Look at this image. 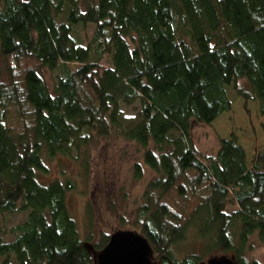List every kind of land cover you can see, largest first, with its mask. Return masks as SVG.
<instances>
[{
	"label": "trees",
	"instance_id": "trees-1",
	"mask_svg": "<svg viewBox=\"0 0 264 264\" xmlns=\"http://www.w3.org/2000/svg\"><path fill=\"white\" fill-rule=\"evenodd\" d=\"M0 63V217L26 215L11 241L0 236V264H95L122 230L145 239L153 264L204 262L180 257L192 234L233 264H258L247 254L252 239L264 248V151L249 160L230 136L201 154L191 132L236 99L259 102L264 119V0H0ZM118 142L137 157L136 182L152 175L133 208L101 178L78 240L74 182L43 180L68 160L87 183L93 153ZM101 211L117 224L95 237Z\"/></svg>",
	"mask_w": 264,
	"mask_h": 264
},
{
	"label": "rangeland",
	"instance_id": "rangeland-1",
	"mask_svg": "<svg viewBox=\"0 0 264 264\" xmlns=\"http://www.w3.org/2000/svg\"><path fill=\"white\" fill-rule=\"evenodd\" d=\"M92 34V28L79 32V36L83 41L90 38ZM103 65H106V61L103 62ZM44 77L48 83H51L55 75L45 74ZM125 113L130 115L132 111L130 109L125 110ZM230 136L237 138L239 145L243 148L249 160L253 147L259 152L264 151V119L260 113L259 102L253 101L245 104L243 100L236 99L232 103L230 112L221 115L210 125H194L191 132L192 143L196 150L201 154L207 155L216 152L219 140L227 139ZM106 144L104 143L103 147H99L92 155V173L87 183L81 174H78V166L74 162H72L73 164L69 163L68 160L55 161L49 166L48 176L43 180L50 182L53 178H57L61 182L66 180L74 182V188L66 193V208L68 215L76 224V237L81 241H85L89 234L86 204L90 202L92 188H94L95 184L101 182V178H111L116 181V185L122 186L121 188H124L128 196L126 204L129 208H133L136 201L140 200L144 186L152 175L147 170H144L145 174H143L142 181L136 182L133 178L131 167L137 157L132 150L124 142H118L115 146L110 145L107 148L104 147ZM113 158H116V160ZM120 162L127 166L122 165L120 167ZM111 167L114 171L116 169L115 174L109 173ZM100 169L102 172L99 173ZM105 169L107 174H104ZM39 182L47 184V182H42L40 179ZM25 217L26 215L24 214L4 219L0 217V236L4 241L12 240L13 237L10 235V230L22 222ZM116 224L117 219L101 211L100 216L95 214L93 217V235L96 237L97 232L100 230L109 233L110 230L112 231L116 228ZM193 237V234L188 236L187 241L181 244L180 257L190 253L195 256H202L204 261L210 258H229L228 255L211 253L207 243L197 241ZM250 244L252 251L247 254V257L257 261L258 264H264V248L257 244L254 239L250 241Z\"/></svg>",
	"mask_w": 264,
	"mask_h": 264
},
{
	"label": "water",
	"instance_id": "water-1",
	"mask_svg": "<svg viewBox=\"0 0 264 264\" xmlns=\"http://www.w3.org/2000/svg\"><path fill=\"white\" fill-rule=\"evenodd\" d=\"M145 239L133 231L113 233L106 246L96 255L95 264H153ZM200 264H233L229 258H210Z\"/></svg>",
	"mask_w": 264,
	"mask_h": 264
}]
</instances>
